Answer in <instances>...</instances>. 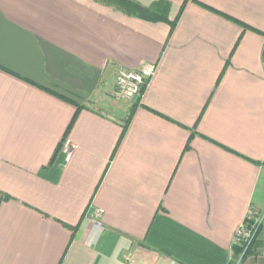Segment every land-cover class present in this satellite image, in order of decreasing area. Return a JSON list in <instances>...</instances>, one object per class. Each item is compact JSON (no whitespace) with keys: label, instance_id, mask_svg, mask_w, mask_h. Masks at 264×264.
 I'll use <instances>...</instances> for the list:
<instances>
[{"label":"crops","instance_id":"obj_1","mask_svg":"<svg viewBox=\"0 0 264 264\" xmlns=\"http://www.w3.org/2000/svg\"><path fill=\"white\" fill-rule=\"evenodd\" d=\"M132 1L0 0V264H264V0Z\"/></svg>","mask_w":264,"mask_h":264},{"label":"built area","instance_id":"obj_2","mask_svg":"<svg viewBox=\"0 0 264 264\" xmlns=\"http://www.w3.org/2000/svg\"><path fill=\"white\" fill-rule=\"evenodd\" d=\"M264 70V53L262 59ZM158 71L157 64H143L137 70L120 71L117 75L111 97L115 101H134L143 96L142 91L147 87L148 83L155 77ZM76 145L67 141L62 146V151L67 157H70ZM104 211L98 210L95 213V227L102 228ZM262 223L260 214L252 208L244 223L237 229L234 244L244 249V253L253 245Z\"/></svg>","mask_w":264,"mask_h":264},{"label":"trees","instance_id":"obj_3","mask_svg":"<svg viewBox=\"0 0 264 264\" xmlns=\"http://www.w3.org/2000/svg\"><path fill=\"white\" fill-rule=\"evenodd\" d=\"M110 6H113L117 9L122 10L125 13L131 14V15H136L140 18L146 19V20H150V21H167L168 22V18L166 17V13L167 10L165 9V7L161 6L163 5V3H160L161 5L158 7H154L157 9H147L142 7L141 5H139L138 3L132 1V0H105ZM167 5V4H166ZM165 6V5H164ZM168 6V5H167ZM44 90L50 92L51 94L55 95L56 97L76 106L78 108V112H79V108L80 105H78L76 102L72 101L69 98H66L62 95H58L56 94L54 91L49 90L47 88H43ZM145 92V88L142 91V94ZM141 98L137 99V101H139ZM71 127V126H70ZM70 129H68L69 132ZM54 158L52 159L53 162ZM8 199V197H6ZM67 228L71 229L73 232H76L78 229L77 227H71V226H67ZM251 249V248H250ZM250 249L248 251H246L244 254L245 256L248 254V252L250 251ZM235 252L237 255H240L244 252V249L241 247H237V245H235Z\"/></svg>","mask_w":264,"mask_h":264},{"label":"rangeland","instance_id":"obj_4","mask_svg":"<svg viewBox=\"0 0 264 264\" xmlns=\"http://www.w3.org/2000/svg\"><path fill=\"white\" fill-rule=\"evenodd\" d=\"M252 247V246H251Z\"/></svg>","mask_w":264,"mask_h":264}]
</instances>
